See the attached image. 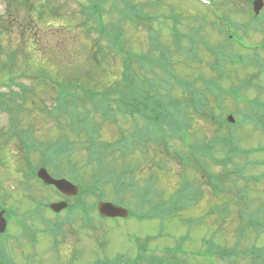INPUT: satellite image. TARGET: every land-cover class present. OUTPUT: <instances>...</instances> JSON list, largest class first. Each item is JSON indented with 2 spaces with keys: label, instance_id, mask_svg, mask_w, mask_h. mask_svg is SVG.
Listing matches in <instances>:
<instances>
[{
  "label": "rangeland",
  "instance_id": "rangeland-1",
  "mask_svg": "<svg viewBox=\"0 0 264 264\" xmlns=\"http://www.w3.org/2000/svg\"><path fill=\"white\" fill-rule=\"evenodd\" d=\"M24 1H29V4L17 6V2ZM95 1L0 0V20L10 22L8 26L13 31L11 43L2 44L6 49L2 60L6 61L7 54L11 51L21 50L18 53V67L27 68H23V70L36 73L40 68H44L46 73L52 74L55 78L69 77L77 72L93 71V74L104 83L103 73L95 68L96 64L90 60V55L96 53L94 42L97 36L95 33L89 32V26L83 25L87 17L82 12V8ZM134 1L137 4H143L142 9L145 10L142 15L152 16L147 23L149 28H142L134 22L126 23L121 27L126 37V43L135 53L150 52L149 46L152 45L150 33L152 32L154 37H158V43L162 46L174 45L177 48L179 45L186 47L190 43H194L197 52L196 58L199 59L206 55L211 62L214 58L213 53L221 52L220 48L222 47H229V50L237 55L238 42L241 38L245 44L251 46L250 50L244 52L249 65L236 66L229 70L230 79L223 87L227 89L241 86L245 81L251 84L250 91L245 89L246 94L250 96L245 98V103L248 100L255 101L256 107H260L258 103L264 104V45H262L264 44V22L260 24L262 35L256 34L255 39L254 34L251 33L239 34L237 28L238 23L246 21L244 17L248 15L243 12L252 5V0ZM149 3H151V7H147V5L150 6ZM110 4L107 3L106 10H109ZM221 15H224L228 20L223 21V25L226 26L230 21L236 27L229 28V33L226 35L218 34V30L211 28L210 25V22H218L215 16ZM105 20L109 24L116 23L118 16L107 14ZM21 33L25 35L23 39ZM182 35L185 36V40L181 38ZM177 36L178 38H176ZM32 42L39 44L35 46L32 45ZM103 45L106 49V42ZM208 50L210 51L205 54ZM154 54L156 53H151V55ZM110 55L114 56L113 53ZM172 56L170 70L176 76L179 73L184 79H192L195 74L200 72L201 65L197 61L181 54H172ZM29 58L32 64L27 63ZM109 60L102 62V65L107 71L115 66L113 69L115 73L113 75L109 73L113 79L121 70L120 64L113 59ZM132 66L134 68V65ZM2 69H5V65ZM202 71L210 77V74L207 73L208 68L203 67ZM221 71V68H217L218 73ZM23 80L24 82L19 81L23 84L21 88H13L14 91L22 94L21 100L13 104L10 99L6 102L8 104L5 110L0 108V162L2 163L0 164V212L5 210L4 217L6 219L9 217L10 228L6 237L9 235L11 237L6 241L5 235L0 234V264H94L98 259L106 264L107 262L114 264L119 257H122L119 264H250L255 261V257L260 258L261 263L264 264V231L240 229L244 223L243 220L241 221L239 213L241 211L248 212L249 209L245 210L244 204H238V199L233 195L226 194L217 199L212 192L213 187L209 178L203 175L200 170L202 169L200 158L203 157L205 159L203 169L214 175L223 177L230 170L240 169L242 164L253 163L261 166L248 167L244 174L246 176H263L264 165L261 163H264V153L251 154L250 157L242 154V159L237 158L236 162L233 160L232 165L226 168L227 172L221 163H214L218 162L216 160L213 162L217 156L220 158L218 160L225 161L221 146H217L216 152L213 153V146H210L209 149H202L198 156L190 158L187 155L192 144L190 133L195 138L194 142L204 141L208 145L221 134L216 129L218 125L215 126L209 119L198 113L199 116L196 115L191 111V108H187L177 116L180 124L179 132L189 149L186 147L187 151H185L182 141L172 139L170 140V150L175 153L179 152L182 156L187 155L192 161H198L200 169L194 170L187 165H182L185 164V161H181L182 159H178L172 154L168 155L163 145L154 147L152 142L144 145V150L138 148L135 152V149H132L128 155L115 153L113 157L116 161L114 160L113 164L111 163L113 161L108 157L106 160L108 165L101 169V172L98 170V165L96 166L94 161H90L89 150L85 148L87 144L83 146L84 148H78V151L73 148L71 154L66 157L55 156L47 160L48 163L54 160V163L58 165L59 172L55 167H50L51 173L65 175L76 182L79 180L78 186L92 185L96 181L95 179L103 180L108 176H112L118 183L122 180L123 184L128 185L129 191L114 194L108 187L106 195L101 197L102 201L113 203L122 209H134L139 212L141 209L138 206L139 198L133 189L137 186L142 189L147 184H152L156 194L152 196L151 204L172 209V218L166 220L164 236L161 239L151 243L140 253L141 246L136 244V239L156 237L161 228L158 220L139 222L131 219L128 222L120 221L117 224L115 222H100L98 216L96 219L93 218V224L89 226L82 220L72 219L64 228L65 240L63 242L59 237L60 241L54 243L50 236L44 235L42 232L39 233L38 229L46 230L47 226L38 221V213L33 214L34 209H39L36 204L44 200H50V203L57 202L60 197L54 194L56 193L54 190L42 187L35 179L28 180L29 177L27 178L24 174L28 170L25 160H29L33 167L39 166L41 155L35 152L38 150V146L45 147L58 140L66 139L65 137L74 144L75 148L79 143L77 142L78 137L69 128L66 117H50L48 115V111H51L55 105L56 90H53L49 84L38 86ZM257 87H259V95L256 93ZM0 90L4 92L6 89L0 87ZM167 93L177 101L182 100L178 96L181 93L180 89L174 87ZM208 103L214 106L212 101L209 100ZM235 104L245 105L242 99H224L225 110L218 116L226 119L227 113L231 109L232 112L237 110ZM245 108L247 107L245 106ZM253 109L252 105L247 108V112ZM238 118L240 116H237L236 125L232 129L228 127L224 131L233 132L237 138L247 136V141L237 144L239 148L249 147L252 149L255 146L264 148V131L260 129L261 133L256 134L254 129L251 130L247 125L238 128ZM186 119L192 120L190 127L186 126ZM115 121L118 128L115 125L104 123L106 125L102 129L101 140L115 143L121 140L124 135L122 133L125 132L127 138L130 137L131 143L143 141L134 134L139 125L136 119L116 116ZM120 125L121 128H119ZM26 138L29 140L35 138L37 145L34 146L33 151L24 150L26 147L24 139ZM149 138L158 143L162 141L160 139H163L159 133ZM87 142H89L88 139ZM26 143L29 144V142ZM43 159L45 158L43 157ZM156 164H161L162 168H158ZM124 170H127L126 174H123ZM69 172L75 175L72 176ZM153 177L156 179L155 181L151 180ZM181 177L198 185L201 190V195L194 199V204L184 211H180L178 207L182 199L176 198L177 192H180L183 186ZM238 178L237 174L231 175V186L235 185L238 189L239 187L243 188V182ZM24 183H27L25 187ZM249 196L254 201L250 210L256 209L264 213V183L253 187ZM232 198L233 200H230ZM69 202L72 203L73 200L70 199ZM85 202L95 203L94 199L90 197L86 198ZM214 204L219 206L227 204L230 215L223 220L219 218L218 214H209V210L215 206ZM13 210L14 213L11 214ZM144 210H147L146 206ZM41 213H45V218L51 222L56 218L55 214L50 211L41 209ZM33 215L36 216L34 222L28 223L30 226L33 225L36 234L39 233L40 239L37 248L30 241L34 234L28 231L24 236H21V230L16 228L18 226L15 224L16 221L27 220ZM260 218L262 220L260 224L264 226V214ZM56 219L59 223L62 222L61 219ZM189 220L198 222L191 225L192 222ZM185 237H188L186 242ZM214 243L221 249L225 248L226 251L232 252V255L223 260L198 255L199 252L212 250ZM6 247L9 248V252Z\"/></svg>",
  "mask_w": 264,
  "mask_h": 264
},
{
  "label": "trees",
  "instance_id": "trees-1",
  "mask_svg": "<svg viewBox=\"0 0 264 264\" xmlns=\"http://www.w3.org/2000/svg\"><path fill=\"white\" fill-rule=\"evenodd\" d=\"M107 3H111V5H109V10H106ZM28 4L29 1L17 2L18 7L26 6ZM142 8L143 4H137L134 0H96L82 8V12L85 13V16L87 17L83 22V25L89 26V32L95 33L97 36L94 42L96 53L95 55H90V60L93 64H96L95 68L101 70V73H103L102 76L104 83L93 74V71L77 72L69 77L66 76L61 78H55L52 74L46 73L44 68H40L34 73L35 75L40 76L41 78L44 77L49 82H52L50 85L53 87V90H56L57 95L55 105L52 109L53 113H49V115L51 117H66L69 128L76 134L78 137L77 142L79 143L77 144V148H75L74 144L70 140L68 141V138L65 137L66 139L58 140L54 144L45 147L38 146V149L42 152V159L43 157L45 158L43 159V162L47 161L48 158H53L55 156L66 157L68 154H71L73 148L78 151V148L87 144L85 148L89 150L90 161H94L93 163L96 166L98 165V170L101 172V169L108 165L106 163L108 157L113 161L111 162L113 164L116 161L113 157L115 153L128 155V152L132 149L137 150L138 146L136 147L131 144L130 137L127 138L125 132L122 133L124 134L122 139L114 144L101 140L103 136L102 129L105 125L104 123L107 121L115 122L116 116L133 119H136L135 116H139L144 123V132H148L149 128L152 126L160 135H163L164 144L167 150L166 152H169V142L171 138L176 139V137H178V139H181V133L175 132L178 129L177 112L179 110L177 109L176 103H169V95L163 86V81H167L165 80L167 77H175L174 73L170 70L173 60L172 54L187 55L188 53H185L187 49L182 48L181 50L174 45L162 46L158 43V37H154L152 32L150 33V41H152V45L151 47L149 46V53H135L129 48V44L126 43V37L121 27L126 23L134 22L137 25L149 28L147 23L151 18H149L148 14L147 16L144 14L142 15L143 10H145ZM107 14L110 16H113L114 14L117 15L118 21L109 24L105 20ZM8 23L2 21V19L0 20V85L8 87L10 94L9 98L7 92L0 93V108L2 110L7 108L6 105L8 103L6 102L8 100L11 99L12 103L15 104L20 98L19 92L14 91L13 88H21L23 84L16 82V79H18L23 73L31 72L23 70V68L27 69L25 67H18V53L21 50L11 51L7 54V60H2L3 54L6 53V49L3 48L2 44H5V42L10 44L13 34ZM24 36L25 35L22 34L21 38L23 39ZM105 42L106 49L103 45ZM33 44L36 46L39 43L32 42V45ZM110 53H113L114 56H111ZM151 53L156 54L151 55ZM109 59L118 61L120 64V74L117 73L113 79L110 77V74L113 75V73H115V71H113L114 67L107 71L102 65V62L105 60L110 61ZM27 63L32 64L30 58ZM4 65L5 69H2ZM132 65H134V68ZM92 67L94 68L93 65ZM161 78H163V81ZM193 103L195 106L201 105L203 103L202 98L199 97L194 99ZM186 109L187 108L185 107L182 110L185 111ZM98 118L101 119V122L98 121ZM119 128H121V125ZM136 132L138 133V127ZM82 133H84V136H82ZM73 136L77 138L75 135ZM87 139L89 142H87ZM24 141L32 142V140H29L28 138L24 139ZM182 142L185 143L183 139ZM144 143L146 144V141ZM213 144L216 146L215 143ZM141 148L144 150V147L141 146ZM177 157L185 161V163L192 169L195 167L187 156L178 155ZM200 165L202 166L203 162H201ZM157 166L161 169V166ZM126 173L127 170H124L123 174ZM240 173L241 172H239L238 177H242V174ZM95 180L96 181L92 185L85 184L82 187V198L80 197L77 199L75 203L76 209L78 206L84 205V199L88 196H93L96 200H102L101 197L106 195V188L108 187H110L114 194H121L122 192L129 191L127 184H123L122 180L118 183L112 176H108L103 180ZM151 180L155 181L156 179L153 177ZM183 180V186L180 192L177 193H181V196L189 194L180 202L178 206L180 210L191 205L190 201L192 200L191 196L193 195L194 188L193 182H187L184 178ZM220 183L221 181L218 177L213 178L212 186H214L215 191H221L219 187ZM151 185L152 184H147L142 189L137 186L133 189L139 198L140 206H143L146 203L151 204L150 198L156 194ZM161 208L163 207L161 206ZM165 210H167V212L164 211L166 217L172 214V209L169 208ZM219 211L223 218L229 215V211L226 207H222ZM258 212L259 210H252L248 213L240 212L242 219L250 221L247 225L242 226V229L252 228L259 232L258 227L263 226L258 225ZM160 215H164V213L157 211L153 213V217ZM85 216L86 218L83 220L88 221L87 209L85 211ZM67 221H70V217ZM182 242L184 241L182 240ZM213 254L225 259L229 258L232 255V252L215 248ZM120 260L121 259H116L114 264L121 263ZM253 263L261 264L260 258L255 257V262Z\"/></svg>",
  "mask_w": 264,
  "mask_h": 264
},
{
  "label": "water",
  "instance_id": "water-1",
  "mask_svg": "<svg viewBox=\"0 0 264 264\" xmlns=\"http://www.w3.org/2000/svg\"><path fill=\"white\" fill-rule=\"evenodd\" d=\"M39 178L42 179L48 185H55L64 195L75 196L78 193V189L72 186L70 183L61 180H53L45 170L39 172ZM67 204L61 203L53 205L52 208L56 212H60ZM99 211L103 216L113 217V216H127V212L121 208L115 207L112 204H100ZM6 230V220L3 218V213H0V233H4Z\"/></svg>",
  "mask_w": 264,
  "mask_h": 264
}]
</instances>
